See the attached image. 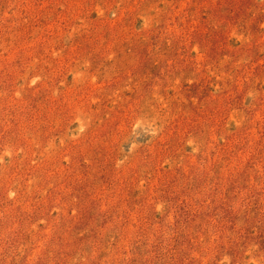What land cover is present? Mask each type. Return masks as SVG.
I'll return each instance as SVG.
<instances>
[{
	"label": "rangeland",
	"instance_id": "rangeland-1",
	"mask_svg": "<svg viewBox=\"0 0 264 264\" xmlns=\"http://www.w3.org/2000/svg\"><path fill=\"white\" fill-rule=\"evenodd\" d=\"M0 264H264V0H0Z\"/></svg>",
	"mask_w": 264,
	"mask_h": 264
}]
</instances>
